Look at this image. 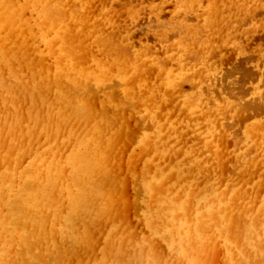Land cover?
<instances>
[{
  "label": "bare ground",
  "instance_id": "1",
  "mask_svg": "<svg viewBox=\"0 0 264 264\" xmlns=\"http://www.w3.org/2000/svg\"><path fill=\"white\" fill-rule=\"evenodd\" d=\"M166 1L0 0V264H264V0Z\"/></svg>",
  "mask_w": 264,
  "mask_h": 264
},
{
  "label": "rangeland",
  "instance_id": "2",
  "mask_svg": "<svg viewBox=\"0 0 264 264\" xmlns=\"http://www.w3.org/2000/svg\"><path fill=\"white\" fill-rule=\"evenodd\" d=\"M157 1H159V0H157ZM168 1H170V2H168ZM168 1H166V3H173V2H174V0H168ZM172 5H173V7H172ZM172 5H169V6H170L171 8H174V4H172ZM260 5H261V4H260ZM169 6H168V4H167V7H169ZM262 6H263V4H262ZM116 7H117V6H116ZM167 7H166V10H170V9H171L170 7H169V9H167ZM258 9H259V11L261 12V14L258 15V14L256 13V15H258L259 17H258V16H255V14H254V12H255V11L257 12ZM261 9H262V7L259 6V8H257V10L255 9V11L252 13V15H253V19H254V23H252L253 20H252V17H250L251 20H249V21H251V22H250L248 25L246 24V26H247L246 29H251L249 32H250V33L252 32V34H254V35L256 34V36H254V38H253V35H251V41H252V40L257 41V43H258V44H256L257 46L255 45L256 42L253 41V42H252V44L254 43L253 46H249V48H250V47H253V48H252V49L250 48L251 50H250V49L246 50V49L248 48V45L250 44L251 41H249V39H246V38H245L246 35H247L248 37L250 36V35H249L250 33L245 29V30H246V31H245L246 33H243L244 31H242V30L238 32V34L240 35V38H239L240 40L237 39V41L239 42L240 46H235V47H237V48H238V47H241V48H238V49L235 48V49H234L235 51H234V50H233V48H234V44L229 45L228 48H227V46H224V47H225V49H227V52H228L229 49H230V46H231V48H232V46H233L232 50L230 49L233 53L236 52V54L232 55V56L235 57V58L233 57V58H234L233 61H234L235 59H237V57H238L237 61H242V60H245V59H246V60L251 59V60L249 61V64H246L247 67H248V65L251 66V68H252V67H255V68H256V67L258 66V70H259V71L257 70V68H256V70H255V68H254L253 72H258V74H259V73L262 71L259 75H260V76H263V74H264V67H263L264 64L261 63L260 61H263V60H264V58H263L264 55H262V53H264V47L260 48V49H261V52H260V49H259V47H261V45L264 43V41L262 42V40H264V32H262L263 30H261V29L264 28V20H263V21H262V19L260 20L261 17L264 19V17H263L264 15H262V14H264V13H263L264 11H262ZM166 10H164V12H165ZM263 10H264V6H263ZM169 12L171 13V10L168 11V14H169ZM166 13H167V12H166ZM166 13H165V14H166ZM165 14H164V15H165ZM168 14H166V15H168ZM162 15H163V13H162ZM164 15H163V16H164ZM169 15H170V14H169ZM252 15H251V16H252ZM260 15H261V16H260ZM142 17H145L146 19H145V18H142ZM142 17H141V15H140V17H138V18H137V21L135 22V23H137V22L139 21V24L141 25V29H139V28L137 27L139 24H138V25L135 24V25H137V26H136L135 28H133V31H135V30L137 31V29H138V30H141V31H142V30L144 31V29H146L147 25H143V24H145L146 22H145V23H142V21H141L142 19H143V22H144V20H147L146 14H145V13H144V15L142 14ZM165 17H166V16H165ZM167 17H168V16H167ZM139 18H142V19L138 20ZM257 18H258V21H257ZM147 22H148V21H147ZM251 23H252V24H251ZM146 24H148V23H146ZM250 25H252V27H250ZM258 25H260V26H258ZM256 26L258 27V29H257ZM142 27H143L144 29H142ZM248 27H249V28H248ZM136 28H137V29H136ZM257 30H258V31H257ZM143 31H142V32H143ZM137 32H140V31H137ZM142 32H141V33H142ZM247 32H248L249 34H248ZM241 33H242V35H241ZM133 34H134V33H133ZM138 34L140 35V33H138ZM138 34L135 33V35H137V36L134 35V37H135L136 39H138V38H140V37L142 36V35L139 36ZM243 34H245V35H243ZM258 35H260L259 38H257ZM241 36L243 37V39L241 38ZM248 37H247V38H248ZM262 37H263V38H262ZM142 38H143V37H142ZM249 38H250V37H249ZM255 38H256V39H255ZM260 38H262V39H260ZM136 39H135V41H136ZM150 39H151V38H150ZM244 39H245V40H244ZM258 39L260 40L259 42H258ZM151 40H152V39H151ZM139 41L141 42L142 39L140 38V40L138 39L136 42L138 43ZM247 41H248L249 43H248ZM238 42H236V43H238ZM137 43H136V44H137ZM236 43H235V44H236ZM244 43H245V45H244ZM247 43H248V44H247ZM138 44H140V43H138ZM246 44H247V45H246ZM236 45H238V44H236ZM243 45H244V46H243ZM263 45H264V44H263ZM263 45H262V46H263ZM224 47H222V48H224ZM222 48H221V50H222ZM256 48H258V51H257ZM236 49H237V50H236ZM255 49H256V50H255ZM219 50H220V49H219ZM219 50L217 51L216 55H218V52H220ZM249 50H250V51H249ZM252 50H253V51H252ZM223 51L226 52V50H224V49L222 50V52H223ZM251 51H252V52H255V53H254L255 55H254ZM256 51H257V52H256ZM262 51H263V52H262ZM222 52H221V54L224 53V52H223V53H222ZM227 52H226V54H223L224 56L226 55V56H225L226 58H224V56L221 55V54L218 55V57H217L218 60L215 59V58L213 57L214 60H213V58H212V60H213L212 62L216 61V62H214V65L217 66L216 63H218V65H219V64H221V63L224 61L225 65L222 63V67H224V69H225V68H226L225 66L227 65L228 61H230V59H231V57H230V59L228 58V57L231 56V55L227 56V55L229 54V53H227ZM229 52H230V51H229ZM244 52L246 53V55H245ZM250 52H251V53H250ZM240 53H242V54H240ZM243 53H244V55H243ZM259 53H260V54H259ZM230 54H231V52H230ZM238 54H240L242 57H241L240 55H238ZM250 54H251V55H250ZM257 54L260 55V57H261L262 59H260V61H258V64H255V62H257V61H255L254 58H253L252 56H253V55H254V57L256 56L255 59L257 60V59H258L257 57H259V56H257ZM220 55H221V56H220ZM240 57H241V59H240ZM219 58H220V59H219ZM222 58H223V59H222ZM247 58H248V59H247ZM252 59H253V60H252ZM219 60H221V61H220L221 63H219ZM231 60H232V59H231ZM258 60H259V59H258ZM233 61H230V64L227 66L228 69H231V67H232L234 64H236L237 61H234L235 63H234ZM251 61H253V62H251ZM254 61H255V62H254ZM232 62H233V63H232ZM237 63H238V62H237ZM253 64H254V65H253ZM223 65H224V66H223ZM230 65H231V66H230ZM252 65H253V66H252ZM216 66H215V68L218 67V66H217V67H216ZM229 66H230V68H229ZM219 67H220V66H219ZM219 67H218L217 69H219ZM259 67H260V68H259ZM227 68H226V69H227ZM248 68H250V67H248ZM261 68H262V70H261ZM217 69H216V70H217ZM221 69H222L223 72H226V69H225V70H224L223 68H221ZM221 69H219V70L221 71ZM228 69H227V71H228ZM219 70H217V71H219ZM217 71L215 72V76H216L217 74H220V75H221V73H223V72H220V71H219V73H218ZM251 71H252V69H251ZM216 73H217V74H216ZM223 74H224V73H223ZM225 74H226V73H225ZM225 74H224V75H225ZM224 75H223V76H224ZM259 75H258V76H257V74L255 75V76L257 77V79L255 80V81H256V84H255V82L253 83V84H255V85L251 86V85H252V82H251L250 80L248 81V82L250 83V85H249V83H248V85H247V87H248L249 90H252V88H253V90H254V87H259V86H260V84H258V82H259L258 79L260 80V78H259L260 76H259ZM217 76H218V75H217ZM217 76H216V78H215V79H216L215 81H219V77L222 78L221 76H218V77H217ZM256 77H255V78H256ZM217 78H218V79H217ZM261 78H262V77H261ZM262 79H263V78H262ZM257 81H258V82H257ZM261 81L263 82L264 79H263V80H260V82H261ZM246 84H247V83H246ZM257 84H258L259 86H258ZM262 84H263V85L260 86V87H261V90H262V87L264 86V83H262ZM249 86H251L252 88L249 87ZM250 88H251V89H250ZM263 88H264V87H263ZM257 89H258V88H257ZM259 90H260V88H259ZM261 90H260V91H256V90H255L253 93H252L251 91H249L250 93H248L247 95H250V94H251L252 97H253V99H255V97H254L255 95H254V94L257 93V92H262ZM251 95H250V98H249V96H248V99L246 98L247 101H248V100H249V101H254L253 99H251V98H252ZM246 97H247V96H246ZM250 99H251V100H250ZM256 99H257V97H256Z\"/></svg>",
  "mask_w": 264,
  "mask_h": 264
}]
</instances>
